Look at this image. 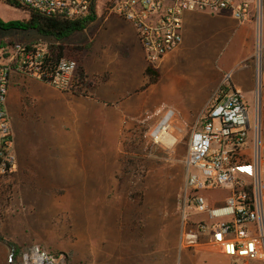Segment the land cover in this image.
<instances>
[{"label": "rangeland", "instance_id": "374dc122", "mask_svg": "<svg viewBox=\"0 0 264 264\" xmlns=\"http://www.w3.org/2000/svg\"><path fill=\"white\" fill-rule=\"evenodd\" d=\"M112 2L97 0L93 24L61 43L85 48L72 57L67 53L66 59L78 66L85 54L91 56V35ZM27 18L26 11L0 2L3 23ZM107 26L111 37L112 21ZM15 43L47 48L60 44L34 31L0 29L1 45ZM224 82L222 91L230 87ZM83 91L90 96L91 88ZM254 96L246 99L251 125ZM154 101L142 115L126 117L105 105L95 110L85 103L82 119L76 126L70 122L67 156L60 167L54 157L50 165L43 157L37 166H17L15 173L0 177V264H21L13 250L23 254L33 246L53 255L58 264H229L208 247H180L184 217L196 220L184 199V160L199 103L183 108L169 95ZM169 111L174 114L168 133L175 142L164 146L151 133ZM261 112L264 118V106ZM262 129L264 144V124ZM222 194L215 195L221 200Z\"/></svg>", "mask_w": 264, "mask_h": 264}, {"label": "built area", "instance_id": "2783aa9c", "mask_svg": "<svg viewBox=\"0 0 264 264\" xmlns=\"http://www.w3.org/2000/svg\"><path fill=\"white\" fill-rule=\"evenodd\" d=\"M45 16L77 20L89 15L93 0H12ZM130 22L147 65L156 69L183 42V15L227 12L239 24H255V114L244 95L219 89L191 131L184 160V199L196 220L184 217L181 249H212L234 264L264 262V20L262 0H113L107 9ZM77 63L51 62L47 46L0 44V177L16 169L13 133L6 110L13 73L37 78L61 92H77ZM230 80V74L226 81ZM155 142L168 146L164 137ZM161 136V135H160ZM217 192H223L221 200ZM21 264H58L39 246L20 256ZM12 256L10 257V262Z\"/></svg>", "mask_w": 264, "mask_h": 264}, {"label": "crops", "instance_id": "0c3cea01", "mask_svg": "<svg viewBox=\"0 0 264 264\" xmlns=\"http://www.w3.org/2000/svg\"><path fill=\"white\" fill-rule=\"evenodd\" d=\"M101 20L92 29L91 56L85 54L83 61H79L88 79L98 78L90 96L58 91L37 78L11 75L6 110L16 158L13 173L17 166H37L38 160L44 161L43 157L48 158L49 165L51 157L61 165L62 157L67 156L70 122L76 126L78 119H82L85 103L95 110L100 104L105 105L117 116L126 117L142 115L155 99L169 95L177 98L183 108L199 103L194 114L197 121L213 95L224 88L229 74L230 87L226 92L239 90L246 99L255 94V67L251 60L255 48L254 22L239 25L227 12H186L182 45L154 69L159 77L151 84L146 75L149 66L133 25L108 12ZM111 21L115 31L109 37L106 31Z\"/></svg>", "mask_w": 264, "mask_h": 264}, {"label": "trees", "instance_id": "16d2710c", "mask_svg": "<svg viewBox=\"0 0 264 264\" xmlns=\"http://www.w3.org/2000/svg\"><path fill=\"white\" fill-rule=\"evenodd\" d=\"M1 3L7 5L11 8L17 10H23L28 13V18L26 20L14 21L10 23H3L0 20V29L1 30H18V31H34L38 35L51 38L56 42L60 43L58 45H49V58L54 64L57 63L60 59L66 58L67 53L69 57L74 56V54H80L84 51V47H69L67 45L61 44L63 41L67 40L75 34L85 32V30L91 25L96 19V2L97 0L92 1L90 13L87 17L77 20H68L58 16H45L33 11L27 10L12 0H0ZM146 75L149 78V83L154 84L158 79L157 72L148 67ZM76 85L78 86V91L74 92L75 95L86 96L83 89L91 88L98 82V78L95 77L94 82L88 81L87 76L84 73L83 67L79 64L76 71ZM20 255L16 249L13 250V257L16 261L20 260Z\"/></svg>", "mask_w": 264, "mask_h": 264}, {"label": "bare ground", "instance_id": "6f19581e", "mask_svg": "<svg viewBox=\"0 0 264 264\" xmlns=\"http://www.w3.org/2000/svg\"><path fill=\"white\" fill-rule=\"evenodd\" d=\"M174 113L172 111L167 112L164 115L163 120L160 122V124L153 130V135H158L160 138L164 137L168 143L169 146H171L175 142L174 137H170L168 130L170 128V122L172 121V115ZM161 135V136H160Z\"/></svg>", "mask_w": 264, "mask_h": 264}]
</instances>
